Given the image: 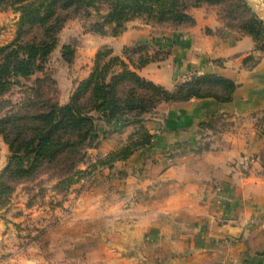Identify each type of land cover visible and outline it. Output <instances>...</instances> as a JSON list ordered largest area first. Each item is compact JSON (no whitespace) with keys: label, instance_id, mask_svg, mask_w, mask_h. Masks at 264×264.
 Returning <instances> with one entry per match:
<instances>
[{"label":"crops","instance_id":"1","mask_svg":"<svg viewBox=\"0 0 264 264\" xmlns=\"http://www.w3.org/2000/svg\"><path fill=\"white\" fill-rule=\"evenodd\" d=\"M192 16L196 25L180 29L134 20L119 37L85 38L87 43L77 51L76 66L89 54L92 63L102 47L122 56L125 47L146 44L151 55L163 59L139 74L170 92L204 75L232 80L238 89L224 106L214 99H194L163 103L146 116L153 146L102 170L89 183L72 218L61 219L62 227L47 240L54 260L264 264V174L259 159L264 148V57L255 68H246V59L258 55L253 39L226 29L214 7L194 9ZM91 68L70 77L65 89L57 77L62 104L69 101L74 82L86 79ZM211 119L217 122L206 126ZM96 127L102 140L91 150L95 157L108 155L134 131L124 120L111 127L97 121ZM68 242L74 245L68 247Z\"/></svg>","mask_w":264,"mask_h":264},{"label":"trees","instance_id":"2","mask_svg":"<svg viewBox=\"0 0 264 264\" xmlns=\"http://www.w3.org/2000/svg\"><path fill=\"white\" fill-rule=\"evenodd\" d=\"M203 6L217 7L220 23L253 39L258 55L248 57L245 67L255 68L264 57V23L245 0H0V13L19 14L14 40L0 46V137L9 150L0 173V209L23 185L35 188L56 181L55 192L68 195L85 174L80 167L90 160L89 151L101 143L97 121L111 127L124 120L134 128L126 142L91 165L93 170L112 169L153 146L155 136L145 121L161 104L194 99L231 103L238 85L217 75L196 76L176 92L143 78L141 69L163 59L151 55L146 44L127 46L122 56L102 47L89 76L74 82L66 104L48 67L72 20H83L89 34L119 37L138 19L171 29L194 27L192 11ZM77 49L76 41L61 47L66 65H73ZM259 159L264 174V148Z\"/></svg>","mask_w":264,"mask_h":264},{"label":"rangeland","instance_id":"3","mask_svg":"<svg viewBox=\"0 0 264 264\" xmlns=\"http://www.w3.org/2000/svg\"><path fill=\"white\" fill-rule=\"evenodd\" d=\"M251 1L256 3L260 10H264V1ZM214 8L218 15V8ZM18 19L19 14L13 10L0 13V46L14 40ZM85 25V22L80 19L72 20L66 25L61 34L60 46L53 53L48 63V67L55 72V78L57 79L59 76V81L64 89L67 86L66 81L70 77L81 76L86 67L92 66L93 68L94 65L97 53L93 57L92 63L90 62V54L88 55L89 58L82 59V63L78 66H76L75 59L74 67L73 65H66L60 54L61 47L72 41L77 42V51L80 52L84 43H87L85 38L96 37V35L86 32ZM92 44L93 42H88L89 46ZM59 81L57 79L61 93ZM74 88L75 83L72 92ZM61 97L62 94H60V100ZM89 155L90 160L80 167L85 173L84 176L79 183L71 188L68 195L55 192L56 181L52 183L46 181L43 185L35 188H30V185H23L13 195L9 205L0 209V264H15L16 262L19 264H64L54 260L52 251H49L50 242L47 240H51V237L62 227L63 220L66 222L67 219L72 218L76 212L78 198L80 195L85 196L87 194L90 187L89 183L92 184L102 170L110 169L99 167V169L93 170L91 165L96 164L100 157H95L91 151H89ZM8 156V146L0 137V168L8 161ZM71 245H74L73 242H68V247ZM74 258L81 260L77 256ZM73 264L77 263L74 262Z\"/></svg>","mask_w":264,"mask_h":264},{"label":"water","instance_id":"4","mask_svg":"<svg viewBox=\"0 0 264 264\" xmlns=\"http://www.w3.org/2000/svg\"><path fill=\"white\" fill-rule=\"evenodd\" d=\"M245 2L248 4L250 9L253 11L254 15L262 22L264 23V10H260L258 8V5L254 3L251 0H245Z\"/></svg>","mask_w":264,"mask_h":264}]
</instances>
